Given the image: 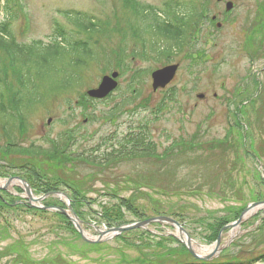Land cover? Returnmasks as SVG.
<instances>
[{
  "label": "rangeland",
  "instance_id": "rangeland-1",
  "mask_svg": "<svg viewBox=\"0 0 264 264\" xmlns=\"http://www.w3.org/2000/svg\"><path fill=\"white\" fill-rule=\"evenodd\" d=\"M18 1L25 8L29 6L28 0ZM137 1L154 6L155 15L153 12V16H146L148 10L144 12L147 19L161 20V13L158 11L163 10L162 4L174 0ZM178 1L186 2L188 7H195L204 17L201 18L199 27L194 26L191 29L192 38L196 32L199 36L195 39L191 50L197 54L193 56L190 51L187 58L180 55L173 58L170 64L178 63L179 70L165 89L152 92L150 77L144 75L140 80L139 91L133 96L132 89L137 86L133 85L130 90L125 89L126 77L129 76L126 74L120 79L121 96L117 101L109 100L93 105L86 103L85 106L78 98L79 94L96 87L103 76L104 68L92 65L87 69L80 89L68 95L48 98L43 107L27 116L24 131H21L22 136L19 128L14 132L19 143L29 146L33 142L45 145L47 138L52 140L66 130H73L78 143L77 149L73 147L72 150L84 152L85 149L97 146L101 138L107 137V134L114 132L115 138H123L128 133L136 132L140 125L146 124L151 140L155 144L157 157L126 159L110 167H103L76 159L72 156L74 152L71 150L70 153L68 150L64 156L58 158L46 156L41 162L33 158L29 161L21 157L12 159L13 161L8 159V162L10 166L13 163L19 169L21 166L26 169L35 166L45 173L49 180L72 182L77 191L85 195L87 201L95 200L91 205L81 208L88 218L97 220L96 213H100L102 206L115 203L111 200L112 195L132 198L135 204L145 211L149 212L156 208L166 215L180 217L179 220L195 242L209 247L211 244L202 239L208 234V230L201 220H207L208 223L212 218L226 216L230 208L237 210L246 203L255 201L258 196L264 197V182L261 181V176L259 177V173L264 175V167H259L252 158H247L242 150V152L231 150L227 153L223 150L225 132L232 126V123H228V118L231 122L235 121L233 113L236 108L243 127L247 129L248 138L251 140L253 138L251 137L253 127L246 113L253 111L255 105H259L262 101L260 92H257L256 82L257 73H264V0H233L237 9L233 10L227 19L223 18V5H217L215 0ZM225 1L227 0H224V3ZM29 2L30 11L36 17L33 30L21 34L23 22L20 15L10 21L12 33L20 43L40 40L49 42L55 21L67 30H72L73 26L65 18V13L82 10L109 23L108 32L99 42L100 46L108 49L107 52L119 48V51L124 50L126 57L122 62L124 66L129 64L132 67L134 64L133 67H143L142 69L148 70V73L163 66V61L157 62L151 59L146 63L133 61L131 53L135 41L129 37L122 41L119 33L114 31L125 27L122 18L114 27L112 13L113 6L116 5L119 6L118 16H125L123 0H29ZM5 14L3 1L0 0V22H3ZM219 14L221 15L219 20L224 22V26L215 39L218 48L207 51L205 49L207 33L215 31V27L211 25V16ZM26 19L31 21L28 16ZM80 37L83 40V37ZM245 38H249L250 41H245ZM251 43H257L259 46L254 53L255 59H248L244 51L245 49L251 53L246 46L248 44L251 47ZM216 64H219V67H215ZM113 65L114 61L111 60L110 66ZM255 92L258 96L257 104L251 98ZM200 93L205 95L202 100L197 98ZM165 94L169 96V101L165 100ZM242 94H248L246 96L248 100L240 105L244 100ZM124 97L128 100L125 106L113 111L114 105ZM162 102L164 105L159 108ZM163 107L165 108L161 112L160 109ZM48 118H51L49 125H47ZM85 119L86 123L83 121ZM261 123L264 125V116ZM258 135L254 143L258 146L262 142V147L260 150H254V155L258 154L259 159L264 155V134L258 130ZM231 138L232 142L238 141L236 135ZM172 143L176 145L173 146ZM170 146L174 150L172 155L167 156L165 150ZM227 148L230 146L227 145ZM221 158L224 160L223 163L220 162ZM262 161L264 162V157ZM5 168H0V172L10 171L9 167ZM228 171L232 184H227L226 179L223 180L224 174L227 176ZM14 173L23 174L24 171L12 170L11 174ZM211 180L217 184H213ZM60 190L69 193L63 186ZM9 198L11 197L7 200H10ZM47 202L57 203V200L52 197ZM130 213L125 212L126 219L131 222L136 221L137 218ZM259 218H264V210L253 214L238 230L223 233V250L212 258L211 262H222L238 252L241 258L252 256L253 250L264 253V231L261 235L257 230L258 227L264 230V219L260 222ZM63 227H65L63 223L52 214L42 215L35 212L32 215V213L1 208L0 264H129L130 262L134 264L133 260L138 257L148 259L157 253L166 254L164 249L158 250V247H155L160 239L147 236L142 230L135 231L131 235L133 240L129 243L132 242L133 246H126L121 241L108 240L106 245L94 248L81 246L82 243L73 236L71 230ZM82 228L85 234L96 238L95 229L89 226ZM152 230L176 234L174 228L166 225H154ZM231 240L233 242L229 244ZM163 245L178 248L172 242H165ZM165 260L163 264L193 261L189 254L180 257L176 253L161 261ZM153 261L156 262V258Z\"/></svg>",
  "mask_w": 264,
  "mask_h": 264
},
{
  "label": "trees",
  "instance_id": "trees-1",
  "mask_svg": "<svg viewBox=\"0 0 264 264\" xmlns=\"http://www.w3.org/2000/svg\"><path fill=\"white\" fill-rule=\"evenodd\" d=\"M184 21L192 23L194 12L186 11ZM177 12H174L176 19ZM175 23L151 27L153 37L159 36L163 40V46L154 49V42L151 40L150 49L159 57L165 56L167 60L174 56L176 52L182 51L188 44V33L184 24ZM77 24L82 33L96 30L100 24L93 23L85 18L77 19ZM183 25V26H182ZM58 36L62 41L54 42L49 45L37 44L34 48H20L12 43L6 30L0 31V52L6 53L10 49L14 54L13 63L15 67L12 70L11 77L17 79V85L10 82L8 61H4L0 56V128L5 134L6 144H0V159L21 155H44L57 153L61 148L58 144L50 150L43 151L38 147L24 148L17 144L14 137L16 127L24 122V117L31 113L38 105L42 104L44 97L53 93H70L79 85L81 81V72L87 67L89 61L94 60L95 56L88 43L75 41L74 36L60 32ZM68 56V57H67ZM77 56V58H75ZM67 57V59H65ZM121 106V105H120ZM118 107V106H117ZM148 134L140 130L136 134H131L126 139L125 144L118 151L107 153L101 160L102 164L119 160L123 157H143L152 156L155 148L147 142ZM97 160V159H96ZM95 160V162H97ZM55 185L49 184L43 187L44 192L55 190ZM76 193V191H74ZM77 196V194H76ZM123 205L127 202L121 201ZM7 208L8 204L0 197V209ZM135 214V208L130 205ZM108 212L118 211L114 207ZM157 212V210H154ZM144 215H141L142 217ZM236 213L235 216L236 217ZM121 218V217H120ZM119 219V218H118ZM227 223L220 221L215 226H211L212 233L209 239L216 238L217 233ZM256 254L255 252L252 253ZM264 258L263 256H260ZM238 258H234L228 264H239ZM238 262V263H236Z\"/></svg>",
  "mask_w": 264,
  "mask_h": 264
},
{
  "label": "water",
  "instance_id": "water-1",
  "mask_svg": "<svg viewBox=\"0 0 264 264\" xmlns=\"http://www.w3.org/2000/svg\"><path fill=\"white\" fill-rule=\"evenodd\" d=\"M171 71H172V74H173V69H171ZM158 74L161 75L162 72H160V73H158ZM172 74H170V77H171ZM10 181H12V178L8 180L7 185L9 184ZM23 184H24L25 191H26V194L28 195V198H29V201H30V202H40V201L43 199V198L35 199V198L32 196L31 191H30V188L28 187V185H27L25 182H23ZM7 185H6V186H7ZM4 187H5V186H4ZM4 187H0V188H4ZM44 197H46V196H44ZM259 205H264V202H262V203H254V204L249 205V206L244 210V212H243V214L241 215L240 219H239L235 224H233L232 226L238 224V223L241 221L243 215H244L247 211H249V210H251V209H254L255 207H257V206H259ZM69 209H70V208H69ZM61 211L64 213L63 210H61ZM155 221H165V222H168V223L174 224V225H176L177 227H179V229L181 230V227H180L176 222H174L173 220H171V219H169V218H163V217H161V218L150 219V220H148V221H146V222L138 223V224L131 225V226H125V227H121V228H118V229H112V230H110L109 232H113V231H122L123 229L125 230V229H130V228H138V227H142V226H144L145 224H149V223H151V222H155ZM189 241H190V240L188 239V242H189ZM218 243H219V239L217 240V247H218ZM189 250H190V248H189ZM216 250H217V248L215 249V251H216ZM190 251H191V250H190ZM215 251H214L212 254H210L208 257L204 258V260H209V259L212 257V255L215 253ZM191 252H192V251H191ZM195 257H196V256H195ZM196 258H198V257H196Z\"/></svg>",
  "mask_w": 264,
  "mask_h": 264
},
{
  "label": "bare ground",
  "instance_id": "bare-ground-1",
  "mask_svg": "<svg viewBox=\"0 0 264 264\" xmlns=\"http://www.w3.org/2000/svg\"><path fill=\"white\" fill-rule=\"evenodd\" d=\"M5 184L4 181H0V185ZM13 184H15V182H13ZM192 247L197 251V254L199 255H204V254H209L210 252L213 253V247H208V248H202L199 246H196L194 244H192ZM196 247V248H195Z\"/></svg>",
  "mask_w": 264,
  "mask_h": 264
}]
</instances>
